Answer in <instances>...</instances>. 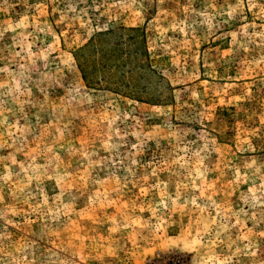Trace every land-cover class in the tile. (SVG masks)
<instances>
[{"label": "rangeland", "instance_id": "374dc122", "mask_svg": "<svg viewBox=\"0 0 264 264\" xmlns=\"http://www.w3.org/2000/svg\"><path fill=\"white\" fill-rule=\"evenodd\" d=\"M0 264H264V0H0Z\"/></svg>", "mask_w": 264, "mask_h": 264}]
</instances>
